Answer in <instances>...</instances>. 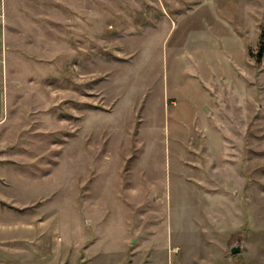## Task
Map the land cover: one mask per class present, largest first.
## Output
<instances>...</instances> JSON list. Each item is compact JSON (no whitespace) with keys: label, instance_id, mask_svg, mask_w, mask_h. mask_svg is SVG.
Returning <instances> with one entry per match:
<instances>
[{"label":"rangeland","instance_id":"obj_1","mask_svg":"<svg viewBox=\"0 0 264 264\" xmlns=\"http://www.w3.org/2000/svg\"><path fill=\"white\" fill-rule=\"evenodd\" d=\"M262 45L264 0H1L0 264H264Z\"/></svg>","mask_w":264,"mask_h":264},{"label":"built area","instance_id":"obj_2","mask_svg":"<svg viewBox=\"0 0 264 264\" xmlns=\"http://www.w3.org/2000/svg\"><path fill=\"white\" fill-rule=\"evenodd\" d=\"M177 248L173 247V248H170L169 250V264H177L176 262L172 261V258H171V254H174L177 252Z\"/></svg>","mask_w":264,"mask_h":264},{"label":"water","instance_id":"obj_3","mask_svg":"<svg viewBox=\"0 0 264 264\" xmlns=\"http://www.w3.org/2000/svg\"><path fill=\"white\" fill-rule=\"evenodd\" d=\"M240 248H241L240 244H237V245L231 246V247H230V252H231V253H237V252H239Z\"/></svg>","mask_w":264,"mask_h":264},{"label":"crops","instance_id":"obj_4","mask_svg":"<svg viewBox=\"0 0 264 264\" xmlns=\"http://www.w3.org/2000/svg\"><path fill=\"white\" fill-rule=\"evenodd\" d=\"M21 1H23L25 5H28V0H21ZM60 1H61V4L64 5V0H60ZM0 5H1V0H0Z\"/></svg>","mask_w":264,"mask_h":264},{"label":"trees","instance_id":"obj_5","mask_svg":"<svg viewBox=\"0 0 264 264\" xmlns=\"http://www.w3.org/2000/svg\"><path fill=\"white\" fill-rule=\"evenodd\" d=\"M261 49H262V50L264 49V46H263V45L261 46Z\"/></svg>","mask_w":264,"mask_h":264}]
</instances>
